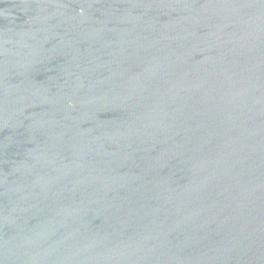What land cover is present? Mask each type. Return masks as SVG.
I'll use <instances>...</instances> for the list:
<instances>
[{
  "label": "water",
  "instance_id": "obj_1",
  "mask_svg": "<svg viewBox=\"0 0 264 264\" xmlns=\"http://www.w3.org/2000/svg\"><path fill=\"white\" fill-rule=\"evenodd\" d=\"M0 264H264V0H0Z\"/></svg>",
  "mask_w": 264,
  "mask_h": 264
}]
</instances>
